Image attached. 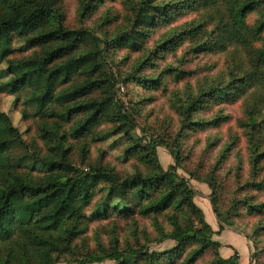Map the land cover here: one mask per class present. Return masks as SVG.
<instances>
[{
    "label": "rangeland",
    "instance_id": "obj_1",
    "mask_svg": "<svg viewBox=\"0 0 264 264\" xmlns=\"http://www.w3.org/2000/svg\"><path fill=\"white\" fill-rule=\"evenodd\" d=\"M141 1L58 0L56 3L64 15L66 28L91 32L102 40L101 48L108 44L100 59L98 72L92 78L115 82V101L123 106L124 114L131 119V126L126 127L129 129L127 133L110 118H101L96 123V107L84 109L68 123L62 122L60 132L66 133V159L80 169L102 165L122 179L137 171L147 177L154 176L176 166L178 174L187 179L195 191L194 203L202 209L211 227L205 211H213L212 190L206 183L212 177L219 211L227 218L219 222L213 211V240L220 245L218 254L228 259L226 249L231 247L228 243L232 244L231 238L235 237L241 240L243 247L247 245L249 251L241 247L242 255L232 247L231 257L237 253L239 264H264V215L252 214L248 209L250 205H264V192L252 187L253 183L264 180V163L262 170L253 168L252 129L243 126L251 122V111L253 113L261 104L253 101L250 94L233 104L202 103L207 99L205 93L211 87L226 86L237 75L240 77L241 71L250 69V54L236 45H229L222 52L199 50L201 45L215 42L219 14L217 8L200 7L197 0H155V6L165 8V16L153 12L156 17L152 24L138 29L143 35L136 37V47L113 44V40H121L134 31L136 9ZM220 8L224 21H227L228 12L224 6ZM259 18L264 19V11L251 14L248 24L253 26ZM23 33L22 29L14 33L15 53L10 57L12 61L40 52V49H24ZM263 41L264 33L255 42L254 49H260ZM4 45V39H0V51ZM88 49L83 45L79 52ZM85 79L87 76L81 74L72 83ZM147 81H155L156 88H150L151 84ZM108 91L109 88L97 90L81 103L102 100ZM27 97V93H22L20 98L0 94V110L11 118L20 131L24 149L29 155L37 158L51 156L55 153L48 150V145L53 142L42 137L44 122L32 117V111L28 112L29 117H24L23 101ZM192 101H197L200 108L191 115V122L204 124L219 118V125L198 126L196 129L186 126L184 112ZM261 106L263 110L257 114L258 122L264 121V104ZM47 121L48 127L53 128L55 120ZM159 139L173 147L177 156H173L161 144L156 146L155 152L145 148L147 152L139 149L132 156L125 154L130 147L139 145L143 148L152 140L159 143ZM24 149H16L13 155L24 156ZM3 192L0 188V202ZM65 195L63 190L39 199L20 200L14 197L13 201L18 214H23L58 203ZM103 195L104 188L99 187L93 203L85 211L89 218ZM172 215H176L180 221L185 219L175 211L149 218L137 214L129 219L113 211L107 219L81 220L77 228L83 233L69 243L66 250L63 245L69 244L63 243L61 252L52 254L51 264H79V260L91 255L142 248L160 255L163 264H171V261L167 262V256L177 245L164 236L173 230L170 224ZM190 252L188 250L182 259L175 258L173 264H187ZM215 255L214 250H209L198 261L189 264H214ZM96 264L116 263L106 260Z\"/></svg>",
    "mask_w": 264,
    "mask_h": 264
},
{
    "label": "trees",
    "instance_id": "obj_2",
    "mask_svg": "<svg viewBox=\"0 0 264 264\" xmlns=\"http://www.w3.org/2000/svg\"><path fill=\"white\" fill-rule=\"evenodd\" d=\"M57 1L0 0V39L5 41L0 51V94L20 98L22 93H27L28 97L23 101L24 117H29L28 112L32 111V117L44 122L42 137L53 142L48 145V150L55 153L45 158L29 155L24 149L20 131L11 118L0 110V188L4 191L0 202V246L3 245L0 264H51L52 254L61 252L63 243L69 244L83 233L77 228L81 220L107 219L113 211L125 219L137 214L149 218L169 211L183 216L184 221H180L176 215L170 217L173 230L164 236L177 245L167 256V262L171 261V264L175 258H184L188 250L191 252L188 253L187 264L198 261L209 250L216 252L214 264H239L237 253L228 259L218 254L220 245L213 240L215 232L206 222L202 209L194 203L195 191L188 180L178 174L176 166L154 176L147 177L137 171L122 179L102 165L80 169L66 159V133L60 132L62 122L68 123L84 109L96 107V123L101 118H110L127 133L129 129L126 127L131 126V119L124 114L123 106L115 101V82L92 78L98 72L100 59L108 44L101 48L102 40L91 32L66 28L64 15L56 7ZM154 2H140L136 9L134 31L121 40H113V44L136 47V37L143 35L138 29L152 24L156 17L153 12L165 16V8L155 6ZM197 4L206 9L217 8L219 14L215 42L203 44L199 50L222 52L229 45H236L250 54L252 62L250 69L241 71L242 75H237L228 85L211 87L205 93L207 99L202 103L233 104L250 94L253 101L264 104V43L260 49H254L255 42L264 33V19H257L253 26L248 24L251 14L264 11V0H197ZM221 6L229 14L227 21L219 11ZM20 29L24 32V49H40V52L12 61L10 57L15 53L14 33ZM83 45L89 49L79 52ZM81 74H85L87 79L73 84L75 77ZM147 82L151 84L150 88H156L155 81ZM66 86L69 87L64 88ZM105 88H109V91L102 100L81 103L93 92ZM198 104L192 101L184 112L186 126L195 129L198 126H218L219 118L204 124L191 122V115L200 108ZM261 105L253 113L251 111V122L243 124L252 129L251 162L256 170H260L264 163V121L258 122L257 118V114L263 110ZM47 120H55L53 128L48 127ZM158 144L177 156V151L160 139L159 143L152 140L143 148L139 145L130 147L125 154L132 156L139 149L147 152L145 148L155 152ZM18 148L25 150L24 156L13 155ZM206 183L212 190L211 203L218 221H226L214 196V179L211 177ZM99 187L104 188L103 199L89 218L85 211L93 203ZM252 187L264 192V180L253 183ZM63 190L66 192L63 200L41 207L37 212L18 214L13 201L14 197L20 200L39 199ZM248 209L252 214L264 215V205H250ZM68 246L70 244L63 245V249L66 250ZM106 260L116 264H163L160 255L144 251L143 248L103 252L81 259L78 263L96 264Z\"/></svg>",
    "mask_w": 264,
    "mask_h": 264
},
{
    "label": "crops",
    "instance_id": "obj_3",
    "mask_svg": "<svg viewBox=\"0 0 264 264\" xmlns=\"http://www.w3.org/2000/svg\"><path fill=\"white\" fill-rule=\"evenodd\" d=\"M213 214L214 213H213L212 210H209L207 212L205 211V215L207 216L208 220H210V223H211V225L213 227V230L215 231V229H214L215 228V223H214V219L215 218H214V215ZM231 240L233 242H232V244L231 243H228L231 247H229L228 249H226L227 250L226 251V254H225L226 258H230L232 256V251H233L232 247L235 248V249H238L239 252L242 255H243V249L249 251L247 245L245 247L242 246V242H241L240 239L234 237V238H231ZM241 247H243L242 250H240Z\"/></svg>",
    "mask_w": 264,
    "mask_h": 264
},
{
    "label": "built area",
    "instance_id": "obj_4",
    "mask_svg": "<svg viewBox=\"0 0 264 264\" xmlns=\"http://www.w3.org/2000/svg\"><path fill=\"white\" fill-rule=\"evenodd\" d=\"M121 90H122L123 92L125 91L123 87H121Z\"/></svg>",
    "mask_w": 264,
    "mask_h": 264
}]
</instances>
